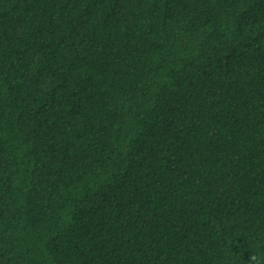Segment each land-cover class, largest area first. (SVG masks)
<instances>
[{
  "label": "trees",
  "instance_id": "obj_1",
  "mask_svg": "<svg viewBox=\"0 0 264 264\" xmlns=\"http://www.w3.org/2000/svg\"><path fill=\"white\" fill-rule=\"evenodd\" d=\"M0 264H264V0H0Z\"/></svg>",
  "mask_w": 264,
  "mask_h": 264
}]
</instances>
